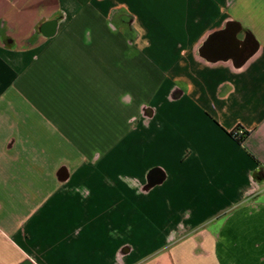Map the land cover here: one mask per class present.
<instances>
[{
  "label": "crops",
  "instance_id": "crops-1",
  "mask_svg": "<svg viewBox=\"0 0 264 264\" xmlns=\"http://www.w3.org/2000/svg\"><path fill=\"white\" fill-rule=\"evenodd\" d=\"M261 169L264 0H0V264H264Z\"/></svg>",
  "mask_w": 264,
  "mask_h": 264
},
{
  "label": "water",
  "instance_id": "water-1",
  "mask_svg": "<svg viewBox=\"0 0 264 264\" xmlns=\"http://www.w3.org/2000/svg\"><path fill=\"white\" fill-rule=\"evenodd\" d=\"M233 28H236L234 29V33L231 34V38H232V41H233V51L234 53L238 54L237 56H235L236 58V62H237V66L238 67H241L244 62L247 60V58H245L244 60L242 59L244 57V49H239V46L242 45V46H245L246 47V44L248 43V41H250V39L253 40V37L251 36H247L244 40H239L237 35L239 33V31H241L240 27L238 24L236 23H231L227 29L225 31L222 32V34H225V33H228L230 29H233ZM230 46L229 43H227L226 45H224L225 49H228ZM228 47V48H227ZM255 53V50L252 51L251 55ZM250 55V56H251ZM243 60V61H241Z\"/></svg>",
  "mask_w": 264,
  "mask_h": 264
},
{
  "label": "trees",
  "instance_id": "trees-1",
  "mask_svg": "<svg viewBox=\"0 0 264 264\" xmlns=\"http://www.w3.org/2000/svg\"><path fill=\"white\" fill-rule=\"evenodd\" d=\"M239 144H242L249 136L248 132H242L239 133V131L236 132H232L230 134ZM262 171L259 173V175L256 176V179L258 178V176H264V169H261Z\"/></svg>",
  "mask_w": 264,
  "mask_h": 264
},
{
  "label": "flooded vegetation",
  "instance_id": "flooded-vegetation-1",
  "mask_svg": "<svg viewBox=\"0 0 264 264\" xmlns=\"http://www.w3.org/2000/svg\"><path fill=\"white\" fill-rule=\"evenodd\" d=\"M229 44H230V48L231 49H233L234 47H233V41L230 39V41L228 42ZM252 47V44H251V42L250 41H248V43L246 44V51H245V55H248L249 53H250V48Z\"/></svg>",
  "mask_w": 264,
  "mask_h": 264
}]
</instances>
